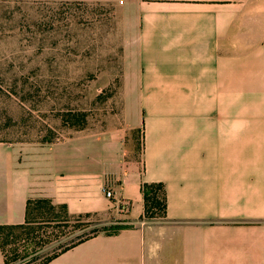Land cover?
Instances as JSON below:
<instances>
[{
    "label": "crops",
    "instance_id": "0c3cea01",
    "mask_svg": "<svg viewBox=\"0 0 264 264\" xmlns=\"http://www.w3.org/2000/svg\"><path fill=\"white\" fill-rule=\"evenodd\" d=\"M117 10L119 124L0 142V226L25 224L28 202L47 199L126 227L48 264H264V0H119ZM143 184L164 186L165 220H143Z\"/></svg>",
    "mask_w": 264,
    "mask_h": 264
},
{
    "label": "rangeland",
    "instance_id": "374dc122",
    "mask_svg": "<svg viewBox=\"0 0 264 264\" xmlns=\"http://www.w3.org/2000/svg\"><path fill=\"white\" fill-rule=\"evenodd\" d=\"M118 2L0 0V142L48 144L119 124L127 94ZM69 226L76 235L64 242L125 224L109 215Z\"/></svg>",
    "mask_w": 264,
    "mask_h": 264
},
{
    "label": "trees",
    "instance_id": "16d2710c",
    "mask_svg": "<svg viewBox=\"0 0 264 264\" xmlns=\"http://www.w3.org/2000/svg\"><path fill=\"white\" fill-rule=\"evenodd\" d=\"M141 193L145 203L143 220L148 222L165 220L167 204L164 186L143 184ZM92 217L94 216H70L65 206H54L47 199L29 201L25 224L0 226V251L5 256L6 264H48L59 255L106 231L95 229L64 242L69 236L76 235L75 230L66 232L71 228L69 225L72 221L81 222ZM124 228L126 227L121 226L112 230L115 233ZM52 246L55 247L53 254L42 259L39 256L40 252Z\"/></svg>",
    "mask_w": 264,
    "mask_h": 264
},
{
    "label": "built area",
    "instance_id": "2783aa9c",
    "mask_svg": "<svg viewBox=\"0 0 264 264\" xmlns=\"http://www.w3.org/2000/svg\"><path fill=\"white\" fill-rule=\"evenodd\" d=\"M111 187V183H108L103 189V192L108 199H114V193ZM116 208L122 213H128L130 211V203L126 201H122L119 203L116 202Z\"/></svg>",
    "mask_w": 264,
    "mask_h": 264
}]
</instances>
